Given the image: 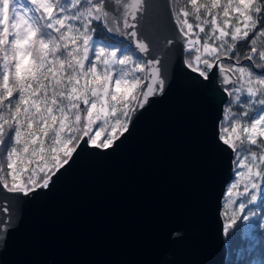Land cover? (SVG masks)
I'll use <instances>...</instances> for the list:
<instances>
[{"label":"snow or ice","instance_id":"snow-or-ice-1","mask_svg":"<svg viewBox=\"0 0 264 264\" xmlns=\"http://www.w3.org/2000/svg\"><path fill=\"white\" fill-rule=\"evenodd\" d=\"M159 6L0 0V237L82 154L114 151L178 80L215 98L212 141L228 156L223 232L264 201V0L165 4L170 34L152 23Z\"/></svg>","mask_w":264,"mask_h":264},{"label":"water","instance_id":"water-1","mask_svg":"<svg viewBox=\"0 0 264 264\" xmlns=\"http://www.w3.org/2000/svg\"><path fill=\"white\" fill-rule=\"evenodd\" d=\"M157 3L152 23L170 34V2ZM217 114L215 98L178 80L114 151L82 154L26 205L0 237V264H223Z\"/></svg>","mask_w":264,"mask_h":264},{"label":"trees","instance_id":"trees-1","mask_svg":"<svg viewBox=\"0 0 264 264\" xmlns=\"http://www.w3.org/2000/svg\"><path fill=\"white\" fill-rule=\"evenodd\" d=\"M169 2L173 9H179L187 0H169ZM172 16L174 19V13ZM96 36L98 39L107 38L99 25L96 26ZM237 51H242V45L237 46ZM4 166H6V157L0 152V167ZM250 212L255 215L252 214L249 223H246L240 215L227 234L222 230L225 247L223 264H264V201L250 206ZM220 218L222 225L230 223L225 219L224 212L220 213Z\"/></svg>","mask_w":264,"mask_h":264},{"label":"rangeland","instance_id":"rangeland-1","mask_svg":"<svg viewBox=\"0 0 264 264\" xmlns=\"http://www.w3.org/2000/svg\"><path fill=\"white\" fill-rule=\"evenodd\" d=\"M225 189H226V186L224 187L223 194L221 196L219 213L225 212V208H224V204H225V198H224L225 197ZM247 214H248L249 220H250L251 217H252V214H251L250 210L247 211ZM249 220H245V222L249 223Z\"/></svg>","mask_w":264,"mask_h":264}]
</instances>
